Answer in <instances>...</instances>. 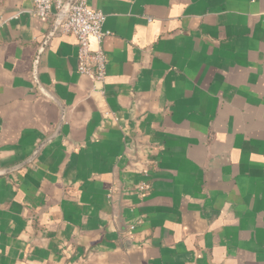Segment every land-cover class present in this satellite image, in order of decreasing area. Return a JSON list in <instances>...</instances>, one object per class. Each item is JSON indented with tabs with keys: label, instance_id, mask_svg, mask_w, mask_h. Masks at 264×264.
<instances>
[{
	"label": "crops",
	"instance_id": "crops-1",
	"mask_svg": "<svg viewBox=\"0 0 264 264\" xmlns=\"http://www.w3.org/2000/svg\"><path fill=\"white\" fill-rule=\"evenodd\" d=\"M88 6L103 85L0 0V264H264V0Z\"/></svg>",
	"mask_w": 264,
	"mask_h": 264
},
{
	"label": "built area",
	"instance_id": "built-area-1",
	"mask_svg": "<svg viewBox=\"0 0 264 264\" xmlns=\"http://www.w3.org/2000/svg\"><path fill=\"white\" fill-rule=\"evenodd\" d=\"M67 0H34V15L42 21L51 22L60 34L74 35L78 40V72L103 85L107 77L108 59L102 47L106 35L104 25L106 15L101 10H93L88 0H74L67 11ZM97 48H91V40ZM38 60L34 62V69Z\"/></svg>",
	"mask_w": 264,
	"mask_h": 264
},
{
	"label": "water",
	"instance_id": "water-1",
	"mask_svg": "<svg viewBox=\"0 0 264 264\" xmlns=\"http://www.w3.org/2000/svg\"><path fill=\"white\" fill-rule=\"evenodd\" d=\"M74 0H67L66 4H65V7H64V11H67L70 6L72 5ZM56 32V27H54L51 31V33L49 34L46 42L44 43V45L42 46V49L45 48V46L47 45V43L49 42L50 38L52 37V35ZM60 108L62 110V118L58 124V127L56 129V131L54 132V134H52L50 137H48L46 140H44L39 146L38 148L35 150V152L32 154V156L30 158H28L27 160H25L24 162L16 165V166H13L11 168H7V169H4V170H0V177L2 176H6L8 174H11L13 172H16L24 167H26L27 165L33 163L36 158L38 157V155L40 154V152L42 151V149L48 145L49 143H51L52 141H54L62 132V127H63V124H64V121H65V116H66V112H65V108L60 105Z\"/></svg>",
	"mask_w": 264,
	"mask_h": 264
}]
</instances>
